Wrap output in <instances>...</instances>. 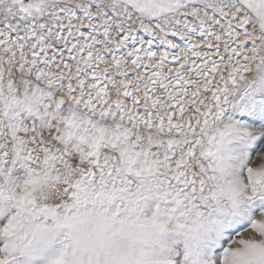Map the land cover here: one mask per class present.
Returning a JSON list of instances; mask_svg holds the SVG:
<instances>
[{
	"label": "snow or ice",
	"instance_id": "1",
	"mask_svg": "<svg viewBox=\"0 0 264 264\" xmlns=\"http://www.w3.org/2000/svg\"><path fill=\"white\" fill-rule=\"evenodd\" d=\"M0 264H264V0H0Z\"/></svg>",
	"mask_w": 264,
	"mask_h": 264
}]
</instances>
